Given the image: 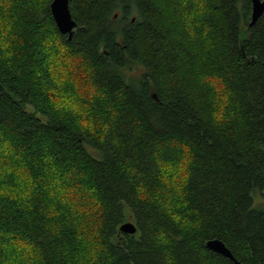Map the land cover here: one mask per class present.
Instances as JSON below:
<instances>
[{
	"label": "trees",
	"instance_id": "16d2710c",
	"mask_svg": "<svg viewBox=\"0 0 264 264\" xmlns=\"http://www.w3.org/2000/svg\"><path fill=\"white\" fill-rule=\"evenodd\" d=\"M52 1L0 3V264H264V13L70 0L69 40Z\"/></svg>",
	"mask_w": 264,
	"mask_h": 264
},
{
	"label": "water",
	"instance_id": "95a60500",
	"mask_svg": "<svg viewBox=\"0 0 264 264\" xmlns=\"http://www.w3.org/2000/svg\"><path fill=\"white\" fill-rule=\"evenodd\" d=\"M70 0H53L51 4V11L56 22L57 30L63 35H68V39L71 40L78 26L77 21L73 18V14L70 8ZM252 18L250 26H253L261 18L264 13V0H252ZM121 231L129 233L130 235L136 233L137 226L132 221H126L122 223L120 227ZM206 245L213 251H216L226 257L233 259L237 262L235 256L225 242L221 239H211L207 241Z\"/></svg>",
	"mask_w": 264,
	"mask_h": 264
},
{
	"label": "rangeland",
	"instance_id": "374dc122",
	"mask_svg": "<svg viewBox=\"0 0 264 264\" xmlns=\"http://www.w3.org/2000/svg\"><path fill=\"white\" fill-rule=\"evenodd\" d=\"M3 2H4V0H0L1 5ZM1 7H3V6H0V8ZM1 11H2V8L0 10V13H1ZM60 48H62V47L57 46V52L54 55L55 62H54L53 68H52L55 72L57 79L58 78L61 79L63 77H67V78L71 79V82H73L74 88H75L76 93H77L76 95H79L80 97H83V98L86 97V95H87L86 93H87V91H89L88 86H87L88 83L85 81V72H84L85 69L80 68L81 64L79 62L80 61L79 57L74 56V58H71L70 61H68V57H67L64 60V62H61V58L59 55L61 52H62V54H64V51ZM58 49H60V50H58ZM61 63H63V65H61ZM79 69H81V70H79ZM133 69H138V68L135 67ZM62 95H64V94L62 93ZM68 97H71V96L66 95V98H68ZM3 170L4 169H2L0 179L6 177ZM7 170H10L11 172H13V169L11 167L5 168V171H7ZM176 170H180V169L176 168ZM24 188H25V186H24ZM254 197H255L256 204H261L264 201V195L260 194L259 191L254 192ZM86 203L90 206L92 205V202H90L88 200H86ZM97 209H98V206H97ZM96 211L97 210L93 211L95 214H92L91 212L88 214V217H87L88 221H89V219L92 221L94 218L98 217V213ZM91 237H93V234L91 235ZM91 237H88V238L91 239ZM87 246L90 248L92 247L90 242H88ZM21 248H23V247L21 246Z\"/></svg>",
	"mask_w": 264,
	"mask_h": 264
}]
</instances>
